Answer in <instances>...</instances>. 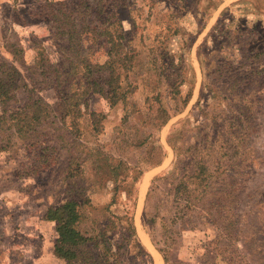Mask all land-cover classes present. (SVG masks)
Segmentation results:
<instances>
[{"label":"rangeland","instance_id":"obj_1","mask_svg":"<svg viewBox=\"0 0 264 264\" xmlns=\"http://www.w3.org/2000/svg\"><path fill=\"white\" fill-rule=\"evenodd\" d=\"M60 7L88 26L73 49ZM104 28L132 57L112 73L124 97L89 90L62 119L61 95L108 58ZM2 62L18 74L0 114L28 94L51 112L26 136L0 125V264H69L44 213L72 198L110 249L89 242L96 259L70 264H156L154 250L160 264H264V0H0ZM112 214L132 217L143 251Z\"/></svg>","mask_w":264,"mask_h":264},{"label":"trees","instance_id":"obj_2","mask_svg":"<svg viewBox=\"0 0 264 264\" xmlns=\"http://www.w3.org/2000/svg\"><path fill=\"white\" fill-rule=\"evenodd\" d=\"M60 4H62V2ZM50 15L53 17L55 27L59 34L67 37L68 41H70V47L73 49L81 40L83 26L84 28L88 26L85 23L82 26L77 25L78 23L72 15L65 12L61 7L54 10L51 9ZM89 32L96 37L97 31L95 29H91ZM103 32L107 36L108 58L103 64L97 65L96 70H92L86 66V70L82 72L84 83L79 85L81 90L79 89L69 96L61 95V98L65 102V111L61 114L62 119L70 115L72 121H74L76 115L82 114L80 105L86 104L89 90L104 95V97L114 103L124 97L125 93L120 90L122 87L119 83V77L112 73L115 67H122V69L128 68L132 57L129 50H126L122 42L123 36L120 32L118 34L117 30L111 31L106 28L103 29ZM118 61L120 63L116 64ZM103 69H109L111 73L107 79H104L108 87L100 83L101 76L96 73H99L100 70ZM53 70L55 69L53 68ZM17 74L18 72L14 66L7 62L0 63V104L2 107L6 106L7 102L13 97L12 92L17 85L14 84L12 77ZM83 98L86 101H83ZM50 112L49 105L41 97L28 94L27 100L23 103L22 107H18L15 110H11L9 107L2 109V113L0 114V125L3 127L6 122H9L8 128H13L20 136H26L30 130L34 131L35 127L40 124L39 122L41 119L49 116ZM89 115L91 116L92 122L96 123L98 114L91 111ZM166 120L167 117L161 118L158 126L160 127L163 125ZM8 139L9 136L6 140ZM110 170L117 179L119 165L110 166ZM112 217L116 220L125 218V223L127 225L126 229L128 231L126 239H131L133 246L143 251V247L136 238L132 217H121L118 214H112ZM44 218L55 223L56 238L53 245V253L57 258L69 264L96 259L93 254H91L90 248L88 252L85 249V247L88 248V243L92 242L93 247H97L98 245L101 246L102 257L108 261L107 254L109 253L110 244L104 232L97 231L98 233L96 235H90L81 228V224L84 221L82 202L73 198L65 199L60 203L49 206L44 213Z\"/></svg>","mask_w":264,"mask_h":264},{"label":"bare ground","instance_id":"obj_3","mask_svg":"<svg viewBox=\"0 0 264 264\" xmlns=\"http://www.w3.org/2000/svg\"><path fill=\"white\" fill-rule=\"evenodd\" d=\"M147 181H148V178H147V176H146V179H145V182L142 184V189H144L145 187H146V184H147ZM136 224L139 226L138 228H140V224H139V222H138V219L136 218ZM140 233V232H139ZM141 234V233H140ZM141 236V235H140ZM141 239H143V241L144 242H147L146 240H145V238H143V236H141ZM154 252V258H155V263L156 264H160V256H159V254L154 250L153 251Z\"/></svg>","mask_w":264,"mask_h":264}]
</instances>
